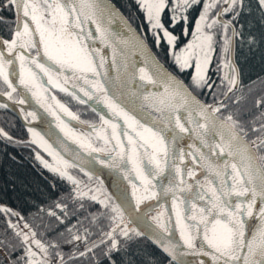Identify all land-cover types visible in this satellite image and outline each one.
Listing matches in <instances>:
<instances>
[{
	"label": "snow or ice",
	"instance_id": "1",
	"mask_svg": "<svg viewBox=\"0 0 264 264\" xmlns=\"http://www.w3.org/2000/svg\"><path fill=\"white\" fill-rule=\"evenodd\" d=\"M137 3L156 46L160 44L162 32L180 71L189 68L195 58L188 85L159 64L148 48L147 37H140L130 25L131 40L116 42L106 21L119 14L107 0H0V8L11 10L15 18L10 38L0 37L2 95L19 105L28 103L30 95L80 150L89 155L109 153L107 158L97 159L123 173L137 205L156 198L161 211L149 218L155 222L150 238L175 264H187L184 256L188 253L196 257L201 254L208 256L211 264H264V164L257 162V156L245 143V137L239 134L245 129L240 127L239 132L236 130L240 121L233 119L231 113L223 120L216 116L223 104H204L193 95L205 87L213 89L209 70L217 38L221 42L217 71L228 69L221 72L223 95L227 97L234 91L239 73L232 59L233 41L238 36L243 39V25L237 30L235 24L242 12L252 10L251 5L245 0H137ZM193 6L199 7L191 29L193 39L174 52L172 46L177 36L165 27L162 13L168 9L170 22L175 25L181 21L187 35V12ZM256 7L264 17V0H256ZM225 14L232 18L222 19ZM120 18L124 22L123 17ZM89 25L94 26V33ZM213 29L217 32L214 33ZM247 39L255 42L252 36ZM89 41H99L101 46H108L112 52L113 68L116 67L117 56H123L119 45L131 43L143 58V66L139 69L140 81L161 86L160 89L155 93L147 89L141 91L129 87L128 82L120 77L110 76L106 68L107 57ZM131 78L135 79V73ZM54 89L81 104L90 100L102 103L110 116L98 113L99 127L80 121L89 125L91 131L77 132L62 115L72 120L80 117L57 99ZM216 94L213 93L214 99ZM255 105L264 107V95L256 98ZM0 107L7 108L8 105ZM93 111L97 109L93 108ZM21 112L25 118L38 119L35 111L24 112L21 108ZM210 129L216 131L218 141L209 140ZM250 130L259 133L253 137L254 147L262 149L260 160L264 161V111L253 118ZM28 132L34 138L33 142L43 148L54 163L44 160L39 152L37 159L50 171L75 185L72 191L76 198L89 197L106 210L91 217L92 225L98 224V216L108 221L98 229L97 241L90 242L93 233L87 227H82L83 235L81 231L71 235L67 242H83V251L73 249L75 256L83 258L88 253L95 256L94 250L99 249L110 264H117L113 255L124 247L121 237L127 242L145 233L138 227L128 228L122 221V205L100 198V189L81 190L80 181L67 170L79 165L60 155L35 128H28ZM185 134L190 140L199 141V144L189 143L188 151L179 143ZM0 136L12 139L2 128ZM57 142L64 151H70L62 140L57 138ZM225 153L228 158L222 159ZM189 157L192 165L198 163L205 171L201 180H193L192 183L186 176L194 177L196 169L188 166L185 170L182 167V162ZM80 170L84 171L83 168ZM158 178H162L159 184ZM163 178H166V183ZM169 196L178 238L173 232L171 218L167 217L164 205L160 204V200ZM55 207L63 209L66 205L57 203ZM80 207L83 208V204ZM152 207L150 205L146 211H151ZM3 211L19 217L11 209ZM48 211L55 215L51 208ZM252 217L256 218V223L250 227L248 220ZM7 225L23 249L15 264H66L65 254L59 250L56 240L42 242L27 223L24 224L27 232L19 229L11 219ZM69 232L72 233L71 225ZM53 255L57 259H53ZM90 264L100 262L91 261ZM199 264H205V261L200 260Z\"/></svg>",
	"mask_w": 264,
	"mask_h": 264
},
{
	"label": "trees",
	"instance_id": "2",
	"mask_svg": "<svg viewBox=\"0 0 264 264\" xmlns=\"http://www.w3.org/2000/svg\"><path fill=\"white\" fill-rule=\"evenodd\" d=\"M129 20V22L142 35L147 37V44L156 57L173 73H175L186 85L189 84L193 66L180 71L174 62V55L169 52L168 44L161 36V41L157 47L152 36L148 32L147 21L143 12L139 8L137 0H110ZM251 5L250 12H242L235 27L240 29L243 25V39L236 37L234 40V62L239 73V80L234 91L227 97L223 95L224 85L220 84L221 72L226 69L215 68L212 76L213 89L207 87L193 92L205 103H215L220 101L224 105L216 114L224 119L229 113L233 119L239 120L237 127H243L248 141H254L253 137L258 136V132H253L252 122L254 117H258L264 107L258 108L255 100L264 95V17L256 7V0H245ZM170 11L167 9L162 13V22L165 27L177 36L175 43L185 45L191 37V28L194 24V16L188 18V33L184 36L181 21L175 25L170 22ZM14 15L11 10L0 8V36L10 38V31L14 28ZM144 31V33L142 32ZM161 35V34H160ZM252 36L255 42H250L247 37ZM213 68H210V70ZM226 83V82H225ZM191 90V87H190ZM3 88H0V92ZM217 93L215 99L213 93ZM60 101L67 104L75 112L80 121L97 123L98 117L88 104H81L73 100L68 94L57 93ZM237 97L239 99L237 100ZM0 128L4 129L11 140L0 136V264H15L21 256L23 249L18 245V239L10 228L7 221L11 219L14 224L26 222L35 232L36 238L44 243L56 240L59 243V250L63 252L66 264H90L91 261H99L100 264H110L106 257L100 254L99 249L86 254L81 258L75 256L73 249L83 248V242L70 241L71 235L76 231H81L82 227L89 228L92 232L90 242L98 239V229L101 225L108 223L106 218L98 216V224L92 225L91 217L101 211H106L98 201H91L89 197L83 199L76 198L73 193L75 185L61 178L56 173L46 170L35 155L37 152L42 156L39 149L28 136L25 128L21 124L18 115L10 108L0 107ZM260 160L262 149L254 147ZM79 167H71L68 171L77 178L85 187L86 191H93L99 188L105 191L104 187L85 170ZM110 203L113 199L108 196ZM61 203L66 205L63 209H57L55 205ZM83 204V208L80 205ZM11 209L19 214L13 216L3 209ZM55 215L49 214V209ZM59 217V219H57ZM69 225L72 226V233L69 232ZM124 247L114 253L113 259L117 264H175L165 254L158 250L145 237H135L131 241L125 242L121 237ZM15 246V247H13ZM55 250H53V253ZM69 257L71 258L69 262ZM53 259H57L53 255Z\"/></svg>",
	"mask_w": 264,
	"mask_h": 264
},
{
	"label": "water",
	"instance_id": "3",
	"mask_svg": "<svg viewBox=\"0 0 264 264\" xmlns=\"http://www.w3.org/2000/svg\"><path fill=\"white\" fill-rule=\"evenodd\" d=\"M107 2L112 4L114 6V8L116 9L117 13L119 14L118 16L113 17L111 20L106 21L107 26L110 28L111 32L114 34V39L116 40V42L118 43L119 40H124V39L131 40L128 25L131 26V28L134 30L135 33L139 34V32L130 24V22L127 20V18L120 12V10L113 4V2H111L110 0H107ZM120 17H123L124 22L121 21ZM14 26H15V23H14ZM89 27L91 28V30L94 33V31H95L94 26L89 25ZM139 36L142 37L140 34H139ZM88 43L92 47H99L102 54H104L107 57L106 68H107L109 75L112 76L113 78L120 77L121 79L126 80L128 82L129 87L134 88V89L139 88L141 91H143L144 89H147L148 91L155 93L160 89L161 86L149 84L146 81L141 82L140 77L132 70V63H136L137 65H139V67L143 66V58L141 56L140 51L133 48L131 43H129L127 46L122 45V44L119 45V48L123 51V56H119V55L117 56V63H116L115 68L112 67V52L108 48L107 45L101 46L99 44V41H96L95 43H93L92 41H89ZM148 48L151 51L152 56L155 57V59L159 62L160 65H162V67L166 71H168L173 76H175L176 79L182 81L177 75H175L173 72H171L161 61H159L157 59L156 55L154 54V52L151 50V48L149 46H148ZM233 54H234V41H233ZM232 59H233V55H232ZM233 62H234V59H233ZM133 73H135V79L134 80L131 78ZM193 95H195V94L193 93ZM196 97L202 103L206 104L197 95H196ZM0 104H2V105L7 104L8 108H10L13 112H15L18 115V117L21 121V124L23 125V127L25 128L26 131H27V128H30V127L35 128L42 135L45 136V139L48 140V142L53 146V148H55L65 159L71 160L74 165L78 164L79 168H83L87 173L92 175L106 189V191L108 192L110 197L113 199L114 203L122 205L123 216L127 218V221L133 227H138L143 233H145L142 236L145 237L150 243H152L158 250H160L163 253V251L159 247V245L155 244L154 241L150 238L151 237V231L153 228H155V224L147 217V213L150 211H146V209L150 205L153 206L151 211H154L156 208L159 207L157 205V199L155 198L154 201L146 209H137L135 207L133 201L128 199L125 196V194L119 190V187L116 184H114L113 182H111L105 176L106 173H111V174H115V173L112 169L107 168L104 165H101L99 160L97 159V157H99L100 159H105V158H107V156L109 154L89 155L88 153H84V152L80 151L73 144L65 141L61 137V135L51 125H49L47 123V119L44 115L43 109L40 108V106L37 105L35 103V101L31 99L30 95L28 98V104L31 107H33L37 111V114H38V119H36L35 121H31L29 119H27V120L24 119L21 112L18 110L16 103L14 101L8 100L6 97H4L2 95V93H0ZM216 116L220 120H223L217 114H216ZM70 123L72 124V126L75 129H78L80 131H83V132H90L91 131V128L89 127V125L81 124L79 120H73V121H70ZM95 125L97 126V124H95ZM49 132H51V135L48 134ZM240 135L245 137V135H243V134H240ZM57 138H59V140H62L64 142V144L67 145L68 149H70V151H64V149L61 147V145L57 142ZM208 138L210 141H218L219 140V136L217 135L216 131L211 130V129L208 132ZM191 142H195L196 144H199V141H195L194 139L190 140V138L188 137L187 134H185V137L183 140L179 141L180 145L185 148V151L189 150L188 145ZM245 143L248 145V147L252 151V153H254L257 156V162L260 163L258 155H257L254 147L249 144V142L247 141L246 138H245ZM217 152H219V149H217ZM77 153H78V155H77ZM227 158L228 157L225 153L223 155L222 159H227ZM200 167H201V165H200ZM202 171H203L202 173L204 176L205 171L203 168H202ZM163 182L164 183L167 182L166 178H163ZM189 183H192V182H189ZM168 198H170V196L167 197L166 199L160 200V204L164 205V207L167 209V211L170 215L171 211H170V208L168 207L167 202H166V200ZM255 223H256L255 217L249 218L248 224L250 227L255 226ZM157 231H158V229H157ZM198 243H199V241H198ZM163 254H165V253H163ZM165 255L167 256V254H165ZM168 258L171 260L170 257H168ZM184 259L187 262V264H199L200 260L205 261V264H211V258L208 256H204L202 254L199 255V257H196L193 254L188 253L184 256ZM173 262L175 263V261H173Z\"/></svg>",
	"mask_w": 264,
	"mask_h": 264
},
{
	"label": "bare ground",
	"instance_id": "4",
	"mask_svg": "<svg viewBox=\"0 0 264 264\" xmlns=\"http://www.w3.org/2000/svg\"><path fill=\"white\" fill-rule=\"evenodd\" d=\"M130 53V52H129ZM139 69H140V67H139V65H137L136 63H132V70L139 76ZM17 71H18V69H17ZM140 77V76H139ZM46 79V78H45ZM54 90H58V89H54ZM59 91V90H58ZM54 94V93H53ZM82 95V94H81ZM62 103V102H61ZM88 103L89 104H91L92 106H95V107H97V110H98V112H97V114L98 113H100V112H103L105 115H109L110 116V114L108 113V110L104 107V105L102 104V103H98L97 101H94V100H90V101H88ZM64 104V103H63ZM17 105V108H18V110L21 112V108H23L24 109V112H28V111H35L36 113H37V111L33 108V107H31L28 103H26V104H23V105H19V104H16ZM66 105V104H65ZM67 106V105H66ZM68 107V106H67ZM69 108V107H68ZM43 111H44V109H43ZM21 114H22V116H23V118L24 119H26L25 118V115L21 112ZM44 115H45V117H46V119H47V123L49 124V125H51L60 135H61V137L65 140V141H67V142H69V143H71V144H73L74 146H76L78 149H79V147H78V145H76L75 143H73V141H71V140H68L65 136H64V134L60 131V129L59 128H57L56 127V124L53 122V117L52 116H50V115H48L45 111H44ZM98 116H99V114H98ZM62 118L71 126V127H73L72 126V124L70 123V121H73L72 119H71V117H68V116H63L62 115ZM28 119L29 120H31V121H35V120H33V119H31V117H28ZM100 126V120L98 121V123H97V127H99ZM74 128V127H73ZM77 131V130H76ZM77 132H79V131H77ZM27 134H28V136L30 137V139L32 140V142H33V137H32V135L28 132V128H27ZM34 143V142H33ZM39 149H41L44 153H46V154H48L47 152H45L44 151V149L43 148H41L37 143H34ZM80 150V149H79ZM80 151H82L83 152V150H80ZM58 152V151H57ZM85 153V152H84ZM95 154H101V152L100 153H95ZM49 155V154H48ZM61 155V154H60ZM50 156V155H49ZM51 157V156H50ZM51 161H52V163H54V161H53V158L51 157ZM101 164V163H100ZM101 165H104L105 167H107V168H110V167H108L107 165H105V164H101ZM188 166H191V167H194L195 169H196V171H195V176L193 177V176H186V179H187V181L188 182H190V181H192L193 182V180H201L202 179V177H203V171H202V168L200 167V165L197 163V164H195V165H192V162H191V157H189L188 159H186L185 161H183L182 162V167H184L185 168V170H186V168L188 167ZM43 167L46 169V170H48V171H50L48 168H46L44 165H43ZM110 169H112L113 171H114V173L115 174H111V173H106L105 174V176L111 181V182H113L114 184H116L118 187H119V190L121 191V192H123L124 194H125V196L128 198V199H130V200H132L133 201V203H134V205H135V207L137 208V209H146L153 201H154V199L155 198H152V199H149V200H144V201H141L140 203H139V205H137V203H136V201H135V199L132 197V189H131V186L128 184V182L123 178V173H121L120 171H118L117 169H114V168H110ZM52 172V171H51ZM56 174H58V173H56ZM59 175V174H58ZM67 180V179H66ZM137 183H139L138 181H137ZM169 207H170V211H171V213H170V215H169V213H168V211H167V209L165 208V210H166V214H167V217H170L171 218V222H172V225H173V232H174V234L176 235V237L178 238V233L175 231V216L174 215H172V206H171V200L169 201ZM161 211V207L159 206L158 208H156L154 211H153V213H154V215L156 214V213H158V212H160ZM122 221H123V223H127V226H128V228H130L131 227V224L127 221V218L126 217H122Z\"/></svg>",
	"mask_w": 264,
	"mask_h": 264
},
{
	"label": "flooded vegetation",
	"instance_id": "5",
	"mask_svg": "<svg viewBox=\"0 0 264 264\" xmlns=\"http://www.w3.org/2000/svg\"><path fill=\"white\" fill-rule=\"evenodd\" d=\"M168 10V9H167ZM169 11V10H168ZM199 14V7L198 6H193L192 8H190L189 10H188V12H187V15H188V18L189 17H192V16H194V19H195V17L197 16ZM223 19H231L232 17H230L228 14H225L223 17H222ZM181 25L184 27V25H183V23L181 22ZM194 25V24H193ZM192 29V28H191ZM143 33H144V31H142ZM149 32V31H148ZM213 32L215 33V32H217V29H213ZM161 34V36L163 35V33L161 32L160 33ZM230 34V33H229ZM177 36H178V34H177ZM184 36H185V33H184ZM191 39H193V37H192V33H191V37L189 38V40H191ZM188 42V41H187ZM186 42V43H187ZM185 43V44H186ZM183 46V45H182ZM181 45H177L176 43H174V45L172 46V48H173V51L175 52V51H178V50H180V48L182 47ZM220 46H221V42H220V40L217 38L216 39V42H215V51L213 52V58H212V61H211V63H210V68H213V70L211 69V70H209V76L212 78V76H214V74H215V68H218L219 67V59H218V57H219V51H220ZM159 47H163V46H159ZM168 49H169V45H168ZM191 66V65H190ZM222 69H226V71H228V69L227 68H222ZM209 82H212V79H210V81ZM98 146V145H97ZM161 179L162 178H158L157 179V184H159L160 182H161ZM171 200V197L170 198H168L167 200H166V202H167V205H168V207H169V201ZM170 208V207H169ZM152 216L154 215V214H151Z\"/></svg>",
	"mask_w": 264,
	"mask_h": 264
},
{
	"label": "rangeland",
	"instance_id": "6",
	"mask_svg": "<svg viewBox=\"0 0 264 264\" xmlns=\"http://www.w3.org/2000/svg\"><path fill=\"white\" fill-rule=\"evenodd\" d=\"M179 51V50H178ZM194 57H193V60H192V63H191V66H193V68H194ZM89 104V103H88ZM89 106L92 108V110H93V108H95V109H97V107H95V106H92L91 104H89ZM94 112H96V114H97V112H98V110L97 111H94ZM97 116H98V114H97ZM26 119H28V118H26ZM98 120H99V116H98ZM77 131H79L80 133H84L83 131H80V130H78V129H76ZM43 152V151H42ZM102 154H109V153H105V152H101ZM35 157L37 158V154L35 155ZM42 157L44 158V160H47L49 163H52V161H51V157L48 155V154H46V153H44L43 152V155H42ZM38 160V159H37ZM39 162H40V160H38ZM40 164L42 165V167H43V164L40 162ZM71 174V173H70ZM58 175V174H57ZM77 179V178H76ZM78 180V179H77ZM68 181V180H67ZM79 181V180H78ZM69 182V181H68ZM69 183H71V182H69ZM80 188H81V190H86L85 189V187L83 186V184H81V182H80ZM97 189H99V188H97ZM108 196H109V194H108V192L105 190V191H103V190H100V192H99V197L100 198H108ZM149 217H152V215H149ZM130 228H133V226H131Z\"/></svg>",
	"mask_w": 264,
	"mask_h": 264
}]
</instances>
